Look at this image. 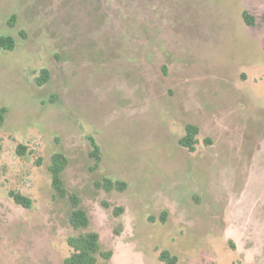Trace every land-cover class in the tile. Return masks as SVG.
<instances>
[{
    "label": "rangeland",
    "instance_id": "obj_1",
    "mask_svg": "<svg viewBox=\"0 0 264 264\" xmlns=\"http://www.w3.org/2000/svg\"><path fill=\"white\" fill-rule=\"evenodd\" d=\"M5 35L0 264H64L88 230L98 264H264V0H0ZM55 152L87 229L51 186Z\"/></svg>",
    "mask_w": 264,
    "mask_h": 264
},
{
    "label": "trees",
    "instance_id": "obj_2",
    "mask_svg": "<svg viewBox=\"0 0 264 264\" xmlns=\"http://www.w3.org/2000/svg\"><path fill=\"white\" fill-rule=\"evenodd\" d=\"M242 18L244 23L249 26L255 25V18L249 12L243 11ZM13 17H11L10 22ZM16 41L12 36L5 35L0 36V50L10 51L15 48ZM49 76L48 70L43 68L40 70V74L36 78L38 84L44 83ZM7 109L4 106L0 105V125L5 119V114ZM197 133V127L192 125H187L185 128V134L179 139V143L186 147L189 151L194 150V136ZM93 150L91 155L96 159L100 158V153L98 147L95 144L94 140L91 139ZM0 144V151H1ZM17 148H23L21 144H18ZM68 159L66 156L60 152H55L51 155V162L49 164V172L51 175V186L57 193L59 197L67 198L70 205L71 211L69 214V223L75 229H87L89 225V218L86 212L79 206V198L75 194H70L63 186V181L61 174L64 171ZM97 187L103 188L106 191L112 189L123 190L126 187L124 181L115 180L112 181L108 178L103 179L102 181H97L95 183ZM10 197L17 204H21L24 207H29L31 204L30 198L24 196L15 191L9 192ZM121 210V208H118ZM68 246L71 248L70 254L64 258V264H98V256L102 255L104 258L110 257V252H101L99 236L95 231H85L80 232L77 235H72L67 237L66 240ZM159 259L163 264H175L176 257L169 254L167 250H162L159 254Z\"/></svg>",
    "mask_w": 264,
    "mask_h": 264
}]
</instances>
